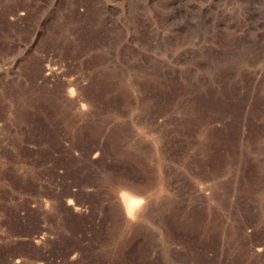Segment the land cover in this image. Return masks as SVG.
Masks as SVG:
<instances>
[{"label":"rangeland","instance_id":"rangeland-1","mask_svg":"<svg viewBox=\"0 0 264 264\" xmlns=\"http://www.w3.org/2000/svg\"><path fill=\"white\" fill-rule=\"evenodd\" d=\"M0 264H264V0H0Z\"/></svg>","mask_w":264,"mask_h":264},{"label":"snow or ice","instance_id":"snow-or-ice-1","mask_svg":"<svg viewBox=\"0 0 264 264\" xmlns=\"http://www.w3.org/2000/svg\"><path fill=\"white\" fill-rule=\"evenodd\" d=\"M123 195H124L125 197H128L129 199H131V197H129V194H128V193H123ZM133 203H137V201L133 200Z\"/></svg>","mask_w":264,"mask_h":264},{"label":"bare ground","instance_id":"bare-ground-1","mask_svg":"<svg viewBox=\"0 0 264 264\" xmlns=\"http://www.w3.org/2000/svg\"><path fill=\"white\" fill-rule=\"evenodd\" d=\"M132 204H133V203L129 204V206H132ZM142 206H143V205H142ZM139 209H141V208H139ZM145 211H146V210H145ZM142 212H143V208H142ZM143 214H144V213H143ZM134 215H135V214H134ZM135 218H136V217H135Z\"/></svg>","mask_w":264,"mask_h":264}]
</instances>
